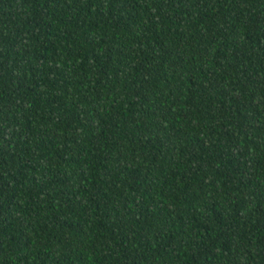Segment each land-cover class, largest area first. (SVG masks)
<instances>
[{
	"label": "trees",
	"instance_id": "1",
	"mask_svg": "<svg viewBox=\"0 0 264 264\" xmlns=\"http://www.w3.org/2000/svg\"><path fill=\"white\" fill-rule=\"evenodd\" d=\"M0 264H264V0H0Z\"/></svg>",
	"mask_w": 264,
	"mask_h": 264
}]
</instances>
